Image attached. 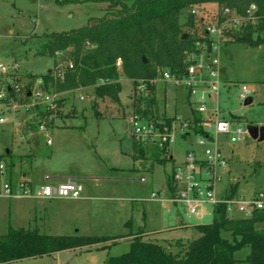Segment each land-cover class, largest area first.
I'll list each match as a JSON object with an SVG mask.
<instances>
[{
  "label": "rangeland",
  "instance_id": "obj_1",
  "mask_svg": "<svg viewBox=\"0 0 264 264\" xmlns=\"http://www.w3.org/2000/svg\"><path fill=\"white\" fill-rule=\"evenodd\" d=\"M105 7V2L92 0H0V65H20V69L13 75H0V86L13 85L10 79L13 80L21 88L20 95L14 94L13 98L24 103V106L30 104L31 100L27 98L28 90L32 89L30 86L36 80L44 81L50 71L59 73L61 69L65 73V65L72 61L71 48L63 51L60 56H35L43 50L45 37L84 27L91 18L102 17ZM222 12V7L217 4L192 6L182 14L180 23L184 24L189 14H192L195 24L192 28L182 27V31L193 38L202 37L208 26L221 19ZM259 33L264 38V31L258 29L254 37ZM91 49L92 45L85 44L83 51L88 53ZM216 56L219 61L216 70L220 85L218 94L206 101L207 107L217 109L220 118L233 120L241 126H264V42L258 46L234 41L222 43ZM60 65L61 68L57 70ZM119 83V102L97 98L92 89L61 92L58 99H63L61 110L67 117L53 115L54 128L39 135V145L33 144L31 138L26 142L20 139L21 135L34 131L32 127L35 116L31 117L34 110L20 108L16 115H12L0 103V117L7 119L0 125V156H4L0 164L8 170L14 169L18 174H28L33 194L41 186L52 184L56 178L70 176L77 178L76 182L82 185V197L85 198L75 202V205L67 202L69 219L72 214L70 209L76 207L79 212L72 227L63 226L61 229L54 228L52 224L53 213L57 210L55 206H47L49 203H45L40 207L35 199L0 198V234H5L12 227L38 230L43 234L121 238L137 232L143 225L161 227V222L165 223L171 217L160 211L156 203L148 201L152 193L159 199L165 197L167 184V192L171 190L169 179L174 163L168 161L159 164L155 157L158 155L162 158L169 153L175 157V162H179L183 150L189 147L188 151H195L203 159L206 147L197 144V136L186 139V146L180 141L173 143L169 150L148 147L142 161L147 171H143L141 163L135 159L137 143L132 137L133 81L121 74ZM155 84L160 115L172 117L183 108L188 110L185 91L162 82L159 75ZM243 86L252 88L249 97L252 103L248 106L240 99ZM41 88L48 92L54 91L51 87L46 89L44 84H41ZM144 92L147 96L148 93ZM196 97L192 96L191 102ZM48 139L52 144L47 145ZM219 142L223 145L222 154L227 164L215 170L218 177L215 191L223 192L234 179L239 182L240 194L246 198L255 193H264V141L248 139L232 144L221 136ZM7 150L11 151V155L6 154ZM92 177L105 180L96 186L90 180ZM171 198L170 193L167 200ZM177 207L181 215L189 218L188 223L191 225H208L213 221V206L210 203L204 205L205 214L199 218L189 216L185 205L177 204ZM239 217L241 215L237 213L232 215V218ZM257 226L264 229V223ZM179 234L186 243L198 237L193 228L185 234ZM222 236L231 240L229 233H222ZM148 237L159 239L161 233L150 234ZM112 243L103 244L105 248L67 250L58 255L9 264H108L109 258L120 256L130 249L129 240L121 239L117 245ZM177 250L173 247V251ZM248 254V247L237 251L234 258L239 262L236 264H247L242 260Z\"/></svg>",
  "mask_w": 264,
  "mask_h": 264
},
{
  "label": "trees",
  "instance_id": "obj_2",
  "mask_svg": "<svg viewBox=\"0 0 264 264\" xmlns=\"http://www.w3.org/2000/svg\"><path fill=\"white\" fill-rule=\"evenodd\" d=\"M92 1L106 3L102 17L91 18L87 25L70 32L47 35L43 50L35 54L53 56L56 52L72 49L70 57L74 68L64 73L63 80L54 76L55 70L49 72L44 78L45 88L51 87L57 93L80 88L92 89L97 98L119 102V80L122 74V77L133 81V114L147 120L171 121L172 118L159 114L155 80L164 70L183 75L190 64L189 55L199 53L196 42L207 41V38H193L182 31V27L192 28L195 24L192 14H189L184 24L180 23V17L190 7L217 4L222 10L227 8L245 16L250 6L254 5L256 25H249L236 35L234 42L249 46L264 42L260 33L254 37L256 29L264 31V0ZM85 44L92 45L88 53L83 51ZM144 58L147 62H144ZM118 60L121 61L120 67L117 66ZM140 82L144 83L147 96L143 93L136 96ZM62 102L63 99L57 101L58 109L55 112L37 110L38 116L48 127L53 122V115L64 117ZM193 116L196 123L200 122L197 113L193 112ZM193 132L207 135L200 127H194ZM147 149L135 145V159H145ZM155 161L165 164L170 159L167 155L162 158L157 155ZM169 181L173 191L172 176ZM237 191L238 185H231L226 197H236ZM262 223L264 210L254 211L247 218H232L228 216L224 204H217L213 209L211 224L194 226L198 237L192 241L164 245L147 240L142 234H135L129 251L109 258L108 264H236L239 260L234 258V254L246 247L249 248V254L243 262L264 264V229L257 226ZM222 233H229L231 240L224 238ZM113 239L116 238L78 234L47 235L38 230L9 227L5 234H0V264L53 256L67 250L105 248L103 244ZM173 247L178 250L173 251Z\"/></svg>",
  "mask_w": 264,
  "mask_h": 264
},
{
  "label": "built area",
  "instance_id": "obj_3",
  "mask_svg": "<svg viewBox=\"0 0 264 264\" xmlns=\"http://www.w3.org/2000/svg\"><path fill=\"white\" fill-rule=\"evenodd\" d=\"M257 19L255 16V6L251 5L245 16L238 15L230 9H223L221 19L214 25L208 26L205 34L202 36L207 41H197L196 48L199 53L191 54L188 57L190 64L183 75H174L168 70L160 73V78L164 83L172 84L176 89L186 92L185 101L190 108L191 113L188 116H174L169 123L163 119L147 120L140 116L133 117L132 137L136 143L143 147H158L167 149L172 145L178 136L194 135L198 137L197 144L204 149V158L201 160L195 151L189 150L186 153L184 162L175 166L172 171V182L177 190L176 194L168 200L170 203H183L188 214L201 217L205 214L204 205L210 203L214 207L217 204H224L229 217L234 213L247 218L254 211L264 210V193H255L249 198L237 196L234 198L217 196L215 184L218 177L215 170L218 167L226 166V160L222 154L221 148L215 139L218 136L226 137L230 143L238 144L251 139L247 127L234 123L233 120L220 118L217 109H209L206 101L211 99L212 95H217L219 90V79L216 67L219 64L216 54L222 43L235 41V36L242 33L249 25L255 26ZM60 56L61 52H56ZM121 61L118 60L117 66L120 67ZM61 65L57 67V70ZM74 64L68 61L64 70H72ZM20 69L18 63L11 65H0V75L10 76ZM10 70V71H9ZM54 76L63 80L64 73L60 69ZM13 85L0 86V103L12 115H16L17 110H34L35 117L33 130L37 134H46L48 126L45 121L38 116V109L41 111H56L59 94L55 91L48 92L41 88L44 84L42 80H36L30 86L27 98L31 100L30 104L23 105L11 95H20L21 88L10 79ZM145 85L143 82L137 87L138 95L144 93ZM252 88L243 86L241 92V101L245 102L250 97ZM197 96L191 102V97ZM83 97H81L82 99ZM33 108V109H31ZM193 112L200 117V122L196 123ZM15 118V117H13ZM12 118V119H13ZM7 119L0 117V125H3ZM36 125V127H34ZM194 127H200L206 136L193 132ZM214 138V139H213ZM51 141L48 139L47 144ZM6 167L0 164V198L4 199H38V200H57L69 199L77 200L82 197L83 187L73 180L59 182L57 184H47L41 186L36 194H33L32 187L26 180L11 182L6 178ZM144 182V179L142 180ZM151 200H156V194H151Z\"/></svg>",
  "mask_w": 264,
  "mask_h": 264
},
{
  "label": "crops",
  "instance_id": "obj_4",
  "mask_svg": "<svg viewBox=\"0 0 264 264\" xmlns=\"http://www.w3.org/2000/svg\"><path fill=\"white\" fill-rule=\"evenodd\" d=\"M180 112L178 111V113H176L172 117L179 116V115L180 116H188L191 113L189 106H188V110H186V109L183 108V109H181ZM63 115H64V118H65L66 116H65L64 113H63ZM172 117H170V118H172ZM53 123L54 122H52L51 126L48 127V130H51V129L54 128L53 127L54 126ZM39 135L40 134H37L36 131H32V132H28V135H26V134L21 135L20 139H21L22 142H26L27 139L31 138L33 144L39 145ZM34 136L37 137V142L33 139ZM192 136H194V135H181V136H178L177 139H176V141L174 142V144H176L178 141H180L181 144H184L186 146L187 145L186 142H185L186 139H188L189 137H192ZM219 137H221V136H218L215 139L217 140V142H218V144H219V146L221 148V151H222V146L223 145H222V143L219 142ZM224 138H226V137H224ZM13 140L15 142L16 141V138L14 137ZM170 146L168 147V150H169ZM188 149H189V147H185V150H183V157H182L181 161H179V162H175V157L174 156L170 155L169 153H168V155L166 154L168 156V158L170 159V161H172L174 163L173 164L172 171H173V169H174L175 166H177V165H179V164H181V163L184 162V159H185L186 153L188 152ZM6 154L7 155H11V151L10 150H7L6 151ZM0 157L3 158L4 156L2 155ZM200 159L202 160L201 157H200ZM137 161H139L141 163L142 170L143 171H147L145 169V167L143 166V162H142L143 160H137ZM150 170L152 171V167H151ZM5 178L7 180L11 181V182H18L20 180H26L30 184V186L32 187V183H31V180L29 179V175L28 174H22V175L21 174H18L14 169H9L8 170L6 168V177ZM67 180L76 181L77 178H73V177H70V176H68V177H60V178H56V180L54 182H52V184H57L59 182H63V181H67ZM90 180L96 186L97 185L100 186L99 185V184H101L100 182L101 181H104L105 179L98 178V177H92ZM233 184H237L238 185V191H237L236 197L237 196H242L240 194L239 182H236L234 179L231 180V183L229 184V187H227L223 192L217 193V196L219 198L226 197L227 196V192H228L230 186L233 185ZM167 186H168V184H167ZM167 186H166V191H165V195H166L165 197H162V198L159 199L158 196L156 195V200H151V198H149L148 201L150 203H156L157 204L156 207L160 211L165 212L166 214H168L171 217H168L166 219V222L165 223L161 222V227L151 228L152 226L148 227L147 225H143L135 233H130L126 237H122L121 236V238L113 239L112 240V242H113L112 244L113 245H117L118 244V241L121 240V239L122 240H129L130 243H131V241H132V239H133V237H134L135 234H142V235L145 236V239L155 240V241H157L159 243H162L164 245H169V244L174 245L177 241H180L182 243H186V242L183 241L182 236L179 234V232H181V234H185L190 229H192V228L194 229V226H196V225L189 224L188 223V221H189L188 219L189 218L187 216L184 217L179 212V210H178L179 208L177 207V204H183V203H175V204H173V203L168 202L167 198L170 195V193L172 194V197H173L176 194L177 190L175 189V187H173V191H171V190L168 189L170 191V192L168 191L169 192L168 193L167 192ZM243 197H245V196H243ZM84 199H85L84 197H81L80 199H77V200H69V199H57V200H38V199H35V200H37L38 206H40V207L46 205L45 203H49V204H47V206H52V207L55 206L56 207L55 209H57V210H55L54 213H53L54 216H53V220H52L53 223L52 224H54V228L61 229L63 226L72 227L74 225V220L77 219V213L79 212V211L77 212V208L76 207H73L72 209H70V211H71L72 214H71V217L69 219V214H67L69 209L66 208V207H69V204L75 205L76 204L75 202H80V201H82ZM20 200H30V199H20ZM67 202H69V204ZM57 206H59V207H57ZM35 212L36 211L34 210V213ZM29 213L31 214V211L30 210H29ZM143 215L145 216V212L144 211H143ZM63 217H64V220H66L65 222H62ZM31 218H33V217H31ZM127 223H129V222H127ZM17 229H19V228H17ZM154 233H161V237L159 239L158 238H155V237H154V239H151V238L148 237L150 234H154ZM176 233H178V234H176ZM47 235H63V234H47ZM112 238H114V237H112ZM60 253H62V252H60ZM60 253H57L55 255H58Z\"/></svg>",
  "mask_w": 264,
  "mask_h": 264
},
{
  "label": "water",
  "instance_id": "obj_5",
  "mask_svg": "<svg viewBox=\"0 0 264 264\" xmlns=\"http://www.w3.org/2000/svg\"><path fill=\"white\" fill-rule=\"evenodd\" d=\"M187 35H184L186 37ZM144 62H147V60L144 58ZM51 72V71H50ZM252 103V99L248 98L244 102L245 106H248ZM247 130L249 132V135L252 140L262 142L264 141V126H256V125H248ZM33 139L37 142V137L34 136Z\"/></svg>",
  "mask_w": 264,
  "mask_h": 264
}]
</instances>
